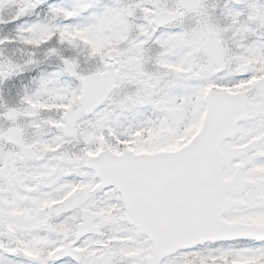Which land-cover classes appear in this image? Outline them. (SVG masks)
Instances as JSON below:
<instances>
[{"label": "snow or ice", "instance_id": "1", "mask_svg": "<svg viewBox=\"0 0 264 264\" xmlns=\"http://www.w3.org/2000/svg\"><path fill=\"white\" fill-rule=\"evenodd\" d=\"M0 264H264V0H0Z\"/></svg>", "mask_w": 264, "mask_h": 264}]
</instances>
